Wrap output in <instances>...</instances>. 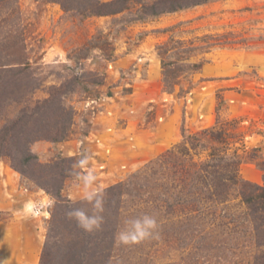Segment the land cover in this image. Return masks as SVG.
Segmentation results:
<instances>
[{
	"label": "rangeland",
	"instance_id": "rangeland-1",
	"mask_svg": "<svg viewBox=\"0 0 264 264\" xmlns=\"http://www.w3.org/2000/svg\"><path fill=\"white\" fill-rule=\"evenodd\" d=\"M114 1L0 0V65L13 68L0 73V264H264L239 241L216 258L164 235L116 239L125 219L152 215L146 168L183 135L226 124L240 177L264 184V0H209L156 17L140 12L147 0ZM102 116L109 136L129 121L125 136L171 122L178 138L117 148L95 132ZM85 151L106 186L105 222L91 233L66 216L92 213L73 175Z\"/></svg>",
	"mask_w": 264,
	"mask_h": 264
},
{
	"label": "trees",
	"instance_id": "trees-1",
	"mask_svg": "<svg viewBox=\"0 0 264 264\" xmlns=\"http://www.w3.org/2000/svg\"><path fill=\"white\" fill-rule=\"evenodd\" d=\"M208 1L147 0L141 4L140 12L156 17ZM127 2L115 0L110 6L123 7ZM100 8L90 10V14H104ZM14 62L21 64L17 60ZM169 66L170 63L163 61L165 79ZM201 66L194 64L191 70L198 71ZM1 72L11 73L13 68L0 65ZM225 126L223 123L183 135L180 142L147 166L146 174L154 186L149 190L151 196L148 203L151 207L146 206L162 227L160 238L164 235L175 242H184L186 252L196 250L204 257L208 253H215L216 258H220L225 250L229 251L227 242L239 241L241 248L248 245L249 249L254 248L257 254H262L264 184L258 185L240 177V148L235 147L237 144H233V141L236 136L228 133ZM239 145L243 147V144ZM3 156L11 159L9 154L4 153ZM10 161L12 167L16 168L13 159ZM163 227L168 229L163 230Z\"/></svg>",
	"mask_w": 264,
	"mask_h": 264
},
{
	"label": "clouds",
	"instance_id": "clouds-1",
	"mask_svg": "<svg viewBox=\"0 0 264 264\" xmlns=\"http://www.w3.org/2000/svg\"><path fill=\"white\" fill-rule=\"evenodd\" d=\"M93 155L87 151L80 154V158L75 162L73 175L82 185V199L91 205L92 213L83 208H75L66 213L70 219H74L77 225L85 232L91 233L99 231L105 222L104 212L106 186L97 183L98 175L95 167L90 166ZM55 206L53 198L49 204ZM160 238V224L155 215L144 214L138 217L125 219L123 226L116 234V239L123 245L140 244L145 240Z\"/></svg>",
	"mask_w": 264,
	"mask_h": 264
},
{
	"label": "crops",
	"instance_id": "crops-1",
	"mask_svg": "<svg viewBox=\"0 0 264 264\" xmlns=\"http://www.w3.org/2000/svg\"><path fill=\"white\" fill-rule=\"evenodd\" d=\"M128 100L131 102V106L135 107V105H138L136 103V97L134 94L128 95ZM114 120H116V117H118L117 113H114ZM106 118L103 116L97 119H94L93 126L95 128L96 134L107 138L109 141H111V144L117 148L121 147L119 144L122 142H137L138 140L140 142H147L148 144H173L176 139L178 138V130L174 128V125L171 124V122H167L165 125L161 127H155L152 129L144 130L147 134L144 136L141 135V131L132 132L131 135L129 133V137L125 136L127 134L128 129L130 127L129 123L126 125V127H122L121 125L116 126L115 130L118 132L116 135H110L108 134L107 130L109 128V123H106Z\"/></svg>",
	"mask_w": 264,
	"mask_h": 264
},
{
	"label": "built area",
	"instance_id": "built-area-1",
	"mask_svg": "<svg viewBox=\"0 0 264 264\" xmlns=\"http://www.w3.org/2000/svg\"><path fill=\"white\" fill-rule=\"evenodd\" d=\"M108 152H109V151H107L106 153H108ZM100 167H101V169H102V168H105V166H104L103 164L100 165Z\"/></svg>",
	"mask_w": 264,
	"mask_h": 264
}]
</instances>
